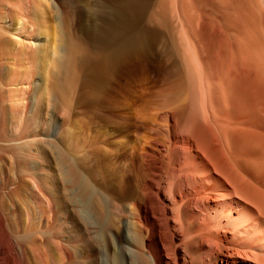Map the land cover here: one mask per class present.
Returning a JSON list of instances; mask_svg holds the SVG:
<instances>
[{"label": "bare ground", "instance_id": "1", "mask_svg": "<svg viewBox=\"0 0 264 264\" xmlns=\"http://www.w3.org/2000/svg\"><path fill=\"white\" fill-rule=\"evenodd\" d=\"M111 1L117 9L113 29L99 34L100 43L66 37L57 20L52 46L50 40L29 38L36 30L52 28L45 15L54 0H0V152H7L12 162L26 144L28 149L31 140L25 145L14 141L33 128L28 123L36 121L35 131L41 130L44 115L58 131L53 190L31 176L28 185L26 175L22 179L25 172L12 169L16 162L8 167L0 155V187L9 188L0 198V247L4 243L13 251L0 264H264V171L256 170L264 169V76L255 75L248 61L233 59L228 72L220 74L225 59L219 60L218 50L227 48L205 39L198 29V41L204 37L205 42L197 56L201 53L198 57L214 68L219 60L216 73L212 64H204L210 67L208 79L214 72L218 80L206 79L211 84L207 92L216 93L217 87L219 94L224 92L220 104H209L202 92L206 85L177 47L167 13L147 12L148 0ZM220 2L219 34L224 44L238 43L253 16L249 0ZM142 16L147 25L140 27ZM183 22L188 24L182 20L181 27ZM14 37L19 39L18 55L12 49ZM29 42L34 45L30 53ZM230 52L236 59L237 50ZM142 84L148 88L145 105L134 114L122 112L120 101L134 98ZM52 94L57 97L55 116L44 114V102ZM22 114L23 131L17 133ZM159 120L165 121L164 129ZM160 128L164 145L156 138ZM154 150L161 153L159 166L152 160ZM24 154L29 161L30 153ZM27 190L33 207L26 208L24 219L5 214V195L10 202ZM53 207L60 216L59 234L43 218Z\"/></svg>", "mask_w": 264, "mask_h": 264}, {"label": "rangeland", "instance_id": "2", "mask_svg": "<svg viewBox=\"0 0 264 264\" xmlns=\"http://www.w3.org/2000/svg\"><path fill=\"white\" fill-rule=\"evenodd\" d=\"M70 1H71V3H70ZM76 2H73L72 0H54V2L55 3H53L54 5L53 6H50V7H48L47 8V12L48 13H46V15L45 16H48V24H50L51 22V26H52V28L50 27L49 29H47V30H43V32H42V30L40 31V29L39 30H31L32 32L33 31H35V33H33L32 34V32H30L32 35L30 36V41H34V38H36V37H39L40 38V41H42V43L43 42H47L48 40H50V42H52V46H55V43H54V41L53 40H51L52 38H53V36H55L56 35V33H57V31H58V29L55 27L57 24H56V22H57V20H59L58 21V23H59V28L61 27V32H62V34H64L66 37H68V35H70L69 37H72V36H78L80 39L82 38L84 41H86V44H92V43H100L101 41H102V39L99 37V34H103V32H104V30L105 31H109V29H113L112 28V26H113V24H114V20H115V16L116 15H114V13H116L115 11H117V9L116 8H114L115 6H112V5H115V1H111V0H75ZM79 1V2H78ZM109 1H111V3L109 2ZM128 1V0H127ZM130 1V0H129ZM142 1V0H141ZM144 1V0H143ZM163 1V2H162ZM58 2V3H57ZM73 2V3H72ZM203 2V3H202ZM254 2V3H253ZM253 2L251 3V1L249 0V2H248V7H250V10H248V11H250V13H252L250 16H252L248 21V25L246 26V27H244V28H242V33H240V38H241V40H240V42H234L233 40H225V44L227 43V45H228V43H229V46H221V44H223V45H225L224 44V41L222 40L223 38H221V36H222V34H221V36H220V34H219V29H220V27H221V25L223 24V21H221V19H222V16L220 15V13H221V11L222 10H219V9H221V8H219L218 9V7H220V5H219V3H221L220 2V0H148L147 1V3L150 5V7H149V5L147 6V9H148V7H149V10H146L147 12L148 11H154V9L158 12L159 10L160 11H163V12H165V13H167V16H168V21H169V28L171 27V26H173V27H171L170 29H172L174 32L176 31L177 32V38H176V40H178V43L177 44H179V45H177V47L178 48H181V51H183V53H184V58H186L188 61H189V63H190V65H192V66H195L196 65V71L198 72V75L199 76H201L200 78L202 79V81L205 83V85H206V88L204 87V91H202L203 92V95L209 100L208 101V103L209 104H213V105H215L216 104V102L218 103V104H220V100H219V98H220V94L221 93H223V95H224V92L221 90V92H220V94H219V92H218V82H217V84H213L214 86H215V88H216V93H213L215 90L213 89V88H210V89H213V90H211V91H213V92H207V86H208V88L211 86V84H208V83H206V79L207 80H210L211 78L214 80L213 82H215L217 79H215L214 78V75L212 76V74H215L216 73V71H215V69H218V67H219V60H220V58L221 59H225V61H223V63H222V60L220 61L222 64H223V67H224V69L222 68V65L220 64V68H222V69H218L219 71L221 70V72H220V74H223L222 72L224 71V73L226 74L228 71H227V69L228 68H230V65L233 63L234 64V62L236 61H240V62H244V61H248L250 64H251V66H252V68H253V70H254V74L255 75H257L258 77L260 76V77H262V75L264 76V0H253ZM76 3V4H75ZM108 3V4H107ZM110 3V4H109ZM113 3V4H112ZM250 3V4H249ZM112 4V5H111ZM253 4H255V5H253ZM76 6V8H74L75 6ZM249 5H251V6H249ZM57 6V7H56ZM69 6H70V9H68L69 8ZM112 6V7H111ZM158 6V7H157ZM105 7H107V9H105ZM163 7V8H162ZM252 7H253V9L254 10H252ZM258 9H257V8ZM52 8H53V10H52ZM73 8H74V12L75 13H77V12H79V13H77V15H79V16H77L76 15V17H75V14H73V12L71 11V10H73ZM114 8V9H113ZM154 8V9H153ZM183 8V9H182ZM75 9H77V10H75ZM78 9H79V11H78ZM111 9H112V11H111ZM248 9V8H247ZM49 10V11H48ZM71 11V12H69V11ZM115 10V11H114ZM187 10V11H186ZM251 10L252 11H255V12H251ZM77 11V12H76ZM104 11H105V13L106 14H104ZM106 11H108V13L109 14H107V12ZM128 11V13L129 12H131V10H127ZM261 11H262V13H261ZM112 12V13H111ZM257 12V13H256ZM260 12V13H259ZM55 15H54V14ZM71 13V15L72 16H74V18H72V16L71 15H69ZM249 13V12H248ZM249 13V14H250ZM254 13V14H253ZM51 14H53V16L50 15ZM104 14V15H103ZM130 14V13H129ZM128 14V15H129ZM207 14V16L209 17V21H207L208 20V18L205 16ZM221 14H223V12L221 13ZM14 15V14H13ZM17 15V14H16ZM16 15H14V16H16ZM102 15H103V17H104V19H105V23H104V20H103V17H102ZM106 15H107V17H106ZM199 15V16H198ZM201 15V16H200ZM13 16V17H14ZM58 18H57V17ZM71 16V17H70ZM114 16V17H113ZM145 16V15H144ZM249 16V15H248ZM259 16V17H258ZM263 18H262V17ZM50 17H51V19H50ZM108 17H109V19H108ZM143 17V16H142ZM146 17V16H145ZM145 17H143V18H141L140 19V23H139V26L140 27H142V26H144L145 24H146V19H145ZM183 17H184V19H183ZM197 17V18H196ZM212 17H213V19L215 20V21H213V23L212 24H210L209 22H210V20L212 19ZM253 17L255 18V19H253ZM258 17V18H257ZM15 19L16 18H18V15L16 16V17H14ZM56 18V19H55ZM71 18V19H70ZM76 18V19H75ZM112 18V19H111ZM205 18V19H204ZM73 19V20H72ZM183 21H187V25H186V22H183V26L181 27V25H182V20ZM205 21H204V20ZM252 19V20H251ZM51 20V22H49ZM72 20V21H71ZM101 20H103V21H101ZM203 20V21H202ZM223 20V19H222ZM192 21V22H191ZM220 21H221V23H220ZM110 22V23H109ZM198 22V23H197ZM256 22H258V23H256ZM103 23V24H102ZM108 23V24H107ZM214 23H216V25L217 26H215V25H213ZM218 23V24H217ZM219 23H220V25H219ZM254 23V24H253ZM107 24V25H106ZM206 24V25H205ZM209 24H210V27H209ZM257 24H258V26H257ZM61 25V26H60ZM100 25V26H99ZM102 25V26H101ZM142 25V26H141ZM147 25V24H146ZM154 24H150L149 26H153ZM212 25H213V27H212ZM218 25H219V27H218ZM106 28H105V27ZM111 26V27H110ZM101 27V28H100ZM185 27V28H184ZM63 28V29H62ZM179 28V29H178ZM184 28V29H183ZM191 28V29H190ZM193 28H195V31H197L198 29H201L202 30V32L204 33V37H205V39H207V38H211V39H213L214 38V41H215V43H216V45L218 46L219 45V47H222V48H227V49H221V48H219V53H221L220 54V57H219V60L217 59L216 61H217V68H214V67H216V65H214V64H212V63H205V61L203 62L198 56H200V54L202 53L201 51L203 50V48L204 47H202V46H204V42H205V39H203L202 37H201V39L203 40L202 42H199L198 40H199V38H200V31L201 30H198L197 31V33L196 32H194V31H192V29ZM218 28V29H217ZM252 28V29H251ZM181 29V30H180ZM188 29H190V30H188ZM244 29V30H243ZM50 30H51V32H50ZM63 30V31H62ZM103 30V31H102ZM252 30V31H251ZM101 31V32H100ZM178 31L180 32V35H179V33H178ZM190 31H191V33L193 34H195V36L194 35H191L190 36ZM247 31V32H246ZM100 32V33H99ZM175 32V33H176ZM201 32V34H203ZM47 33L49 34V35H47ZM51 33H52V36H50L51 35ZM55 33V34H54ZM74 33V34H73ZM187 35H186V34ZM221 33V32H220ZM40 34H42V35H40ZM73 34V35H72ZM253 34V35H252ZM37 35V36H36ZM40 35V36H39ZM178 35L180 36V37H178ZM185 35V36H184ZM197 35V36H196ZM198 35H200L199 36V38H198ZM35 36V37H34ZM182 36V37H181ZM184 36V37H183ZM195 37V38H193V37ZM224 36V35H223ZM250 36V37H249ZM52 37V38H51ZM98 37V38H97ZM215 37H216V39H215ZM51 38V39H50ZM189 38V39H188ZM220 38H221V40L223 41V43L222 42H220L219 43V41H221L220 40ZM250 38V39H249ZM258 38V39H257ZM42 39V40H41ZM181 39V40H180ZM196 39V40H195ZM225 39V38H224ZM252 39V40H251ZM13 40H15L14 42H13ZM245 40H246V42H245ZM18 41H19V39L16 37H14V39H12V47H14V48H12L13 49V52L15 53V55H16V52H18L17 53V55L19 54V48H20V44L18 43ZM227 41V42H226ZM255 41V42H254ZM16 43H17V45H16ZM58 43V41H56V44ZM197 43H199V45H200V47L198 46V44ZM200 43H202V46H201V44ZM245 43H247V44H245ZM14 44V45H13ZM31 45L32 43H28V45ZM245 44V45H244ZM262 44V45H261ZM16 45V46H15ZM247 45H249V46H247ZM19 48H18V47ZM239 46V47H238ZM253 46V47H252ZM17 47V48H16ZM30 47V46H29ZM32 47V48H31ZM31 49L29 48V53L32 51V49H34V45H31ZM234 48L233 50H231L232 48ZM235 47L237 48V49H235ZM202 48V49H201ZM249 48V49H248ZM201 49V50H200ZM217 49H218V47H217ZM17 50V51H16ZM31 50V51H30ZM222 50V52H220ZM234 51V50H237V52H235V53H237L235 56V58L236 59H234V52H230V51ZM197 51H199V52H201L198 56H197ZM196 52V53H195ZM230 52V53H229ZM231 53H233L232 54V56H229V54L231 55ZM57 54H58V52H55L54 53V55H53V57L54 56H56V58H58V56H57ZM223 55V56H222ZM225 55V56H224ZM15 57V56H14ZM201 57V56H200ZM222 57H224V58H222ZM229 57L231 58V59H229ZM55 58V57H54ZM226 58H227V61H226ZM212 59H214V58H212ZM232 59H233V61L234 62H232ZM211 60V59H210ZM209 60V61H210ZM230 60V61H229ZM199 61V62H198ZM213 63H215L216 61H215V59H214V61L213 60H211ZM227 62V63H226ZM232 62V63H231ZM231 63V64H230ZM204 64H207V65H210V64H212V65H210L211 66V69H213L214 71H215V73L212 71V70H210V72L212 73H210L211 74V76H210V79H208L209 77V75H208V73L206 72L207 70L209 71V68L210 67H207L208 69H206V66L207 65H204ZM216 64V63H215ZM225 64V65H224ZM229 64V65H228ZM232 64V65H233ZM199 65V68L201 67V69H199L197 66ZM214 65V67H212ZM229 66V67H227V66ZM50 66V67H49ZM49 66L46 68V73L47 74H45L46 76H45V79H44V87H46V86H48V82H49V77H48V73L50 72L49 70H51L52 69V66L49 64ZM226 66V67H225ZM51 68V69H50ZM194 68V67H193ZM49 69V70H48ZM195 69V68H194ZM202 70V71H201ZM204 70H205V72H204ZM225 70H226V72H225ZM218 71V72H219ZM203 72H204V74H203ZM205 73H207V74H205ZM220 74L218 73L217 75H215V76H220ZM207 75V76H206ZM205 76H206V78H205ZM227 76V75H226ZM226 76H225V78H226ZM228 77V76H227ZM34 78V77H33ZM212 79H211V81H208L209 83L210 82H212ZM224 78H223V75L222 76H220V80L222 81ZM226 80H228L227 78H226ZM218 81V80H217ZM225 81V80H224ZM224 81L223 82H221V83H224ZM216 83V82H215ZM220 83V84H221ZM225 83H226V81H225ZM214 86H212V87H214ZM257 87H259V85H257ZM256 87V90L257 89H259V88H257ZM221 88V87H220ZM219 88V89H220ZM222 88H224V85H223V87ZM28 90V89H27ZM260 90H261V86H260ZM30 91H32V89H30L28 92H30ZM147 91H148V88H147V85H145V84H142L140 87H139V89L137 90V91H135V93H134V98H124V99H122L121 101H120V106H122L123 108H122V112H126V113H136L137 112V110L138 109H140L143 105H145V104H143L144 103V101L146 100V98H147ZM209 91V90H208ZM220 91V90H219ZM33 92V91H32ZM31 92V93H32ZM218 92V93H217ZM210 93V94H209ZM19 95L18 96H21L20 94H22V92H19L18 93ZM146 94V95H145ZM214 94V95H213ZM49 97H50V95H49ZM224 97V96H223ZM222 97V98H223ZM56 95H54V94H52V96H51V98H48L47 97V99L48 100H45V102H44V105H45V109H44V114L45 113H52V115L53 116H55V115H57L58 114V111H57V109L55 108V107H53V103L55 102V100H56ZM222 98H220L221 100H223ZM51 99V100H50ZM36 100V99H35ZM49 101V102H48ZM215 103V104H214ZM22 104V103H21ZM20 104V106L22 107V105ZM47 104V105H46ZM51 104V105H50ZM33 107H35V105L33 104V106H32V109H31V111L29 112V114H32L33 112H34V109H33ZM21 109V108H20ZM24 115L22 114V116H20L19 117V122H18V125H17V127H16V131H18V130H20L21 132L23 131V129H21V127H22V122L20 123V121L22 120V119H24V121H25V117H23ZM44 118L45 119H43L42 120V122L43 123H40L39 124V127L40 126H42L40 129L41 130H39V131H35V130H37L36 128H38V123H36L35 124V122L32 124V123H28V125H30V126H32L33 128L31 129V127L30 126H27L28 128L30 127V129H28L27 127V129L28 130H30L29 132H27L26 130V128H25V132H27V134H28V136H27V134H26V139H25V137L23 136L22 137V139H20V140H16V142L14 141V143L15 144H24V143H22V142H25L26 140H29L28 142L26 141V143H30V140H31V142L32 143H30L29 144V148L27 149V147H28V145L26 144H24L25 145V147H24V149H23V151L25 152V154L24 153H21V152H23L22 150H20L17 154H14L15 156H17V158L14 156L12 159H11V161L13 162V161H15L16 162V164H15V162L14 163H12V162H10V157H7V156H9V154L7 153V152H5V151H1L0 152V155H2L4 158V162H5V160L7 159V161H6V166L8 165V167L11 165V163L14 165V167L12 168V169H14V171H18V172H22V171H24L25 172V174H23V178L22 179H25L24 178V175H26V180L27 179H29V177L28 176H31V178H33V179H38V178H40V180H42L41 182H42V184L45 186V187H47V189L48 190H53L52 188H55V186H56V183H55V181L57 180V173H58V170H57V153H56V149L54 150L53 148H56L57 146V144L55 145L54 143L58 140V137H57V135H58V131H57V129H56V127H55V125H54V122H53V120L52 119H50V117L48 116V115H44ZM23 121V120H22ZM162 120H159L158 121V123H159V125H164L165 124V121L163 120V122H161ZM38 122V121H37ZM24 123V122H23ZM32 124V125H31ZM21 125V126H20ZM34 125V126H33ZM20 126V127H19ZM160 126V127H161ZM20 129H19V128ZM161 128H163L164 129V127L162 126ZM161 128H160V131H162V132H160L159 134H158V136H156V138L158 139V141H159V143L160 144H162V145H164V144H166V142H163V141H165V139L166 138H163V137H165L164 136V134H163V130H161ZM180 129V128H179ZM20 131H18L17 133H21ZM37 133H35V132ZM15 134V135H18V134ZM161 134H163V135H161ZM38 135V136H37ZM160 135V136H159ZM163 136V137H162ZM35 139V143H33L34 141V139ZM103 139H106V137L105 136H103ZM121 139V138H120ZM132 140H131V142L132 143H134V142H136V139L134 138V136L131 138ZM161 139V140H160ZM162 139H164L163 141H162ZM36 140H37V142L40 144H38V143H36ZM39 140V141H38ZM122 140H124V139H122ZM42 143H41V142ZM21 142V143H20ZM50 142H52V143H50V145H48ZM57 143V142H56ZM53 144V145H52ZM56 147H55V146ZM0 146H1V144H0ZM27 146V147H26ZM39 146H41V147H39ZM41 148H43L42 149V151L43 152H41ZM26 150H28V151H26ZM51 150H54L53 152H54V154H53V152L51 151ZM30 153L29 155L31 156H29L28 155V157H29V161L27 160V159H25V156H23V154L24 155H26V154H28V153ZM7 153V154H6ZM44 153V154H43ZM156 153H158V154H156ZM154 154V155H153ZM159 154H161L160 153V151L159 150H154V153H151V156H154V157H152V160L153 159H157V158H159L160 159V156H159ZM158 155V156H157ZM19 156V157H18ZM20 156H22V158L24 157V159H22ZM7 157V158H6ZM9 158V159H8ZM19 158H21L22 160L20 161V159ZM14 159V160H13ZM19 159V160H18ZM154 160V163L155 164H157L156 166H159L158 164V160L159 159H157V160ZM23 160L25 161H27L28 163H26L27 165H25V163L23 162ZM9 161V163H7ZM156 161V162H155ZM18 164V165H17ZM21 164V165H20ZM12 165V166H13ZM4 166V165H3ZM19 166H20V168H19ZM29 170V171H28ZM257 171H264V169L263 168H261V169H256ZM27 173V174H26ZM30 173V175H28ZM22 175V174H21ZM40 175V176H39ZM37 176V177H36ZM31 178L29 179V181H27L28 182V185L31 183L30 181H31ZM44 178V179H43ZM46 178H47V180H46ZM30 182V183H29ZM45 182V183H44ZM9 190V188H2V187H0V198L2 197L1 196V194L3 193V192H7ZM23 195H18L19 197H15L16 195H14V197H10V202L8 201V197H7V195H5L6 197H5V201H4V203L5 202H8V203H6L5 205H6V207H7V209L5 210V214H13V217L14 218H17V219H24V217H25V211H26V208L28 209L30 206H32L31 205V200L32 199H28V197L30 198V196H29V193H28V190L27 191H24L23 193H22ZM25 194V195H24ZM28 194V195H27ZM25 197V198H23V197ZM28 196V197H27ZM22 197V198H21ZM46 197H47V195H46ZM6 198H8V199H6ZM17 198H20V199H17ZM24 199V200H23ZM39 199H41V198H39ZM50 199V198H49ZM43 200V201H42ZM47 200V199H46ZM37 202V201H36ZM44 204V205H46L47 204V201H45V199H41V204ZM33 207V206H32ZM1 210V209H0ZM2 211V210H1ZM51 212H49L46 216H44L43 218L44 219H48V221H50V225H51V228H52V230H53V232H55V233H58L59 234V222H60V220H59V218H60V216L58 215L59 213H58V209L55 207H53L51 210H50ZM16 215V216H15ZM51 218V219H50ZM52 222V223H51ZM55 226V227H54ZM54 228V229H53ZM0 238H1V236H0ZM44 240V239H43ZM42 240V241H43ZM4 244V243H3ZM1 244V247H0V258H2L3 260H6L9 256H11V257H9V258H12V252H11V247H9L8 245H6V244ZM2 249V250H1ZM10 250V251H9ZM7 257V258H6Z\"/></svg>", "mask_w": 264, "mask_h": 264}]
</instances>
